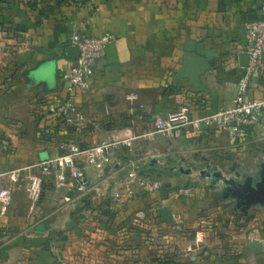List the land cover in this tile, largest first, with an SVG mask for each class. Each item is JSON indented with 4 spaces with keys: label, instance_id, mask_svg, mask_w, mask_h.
<instances>
[{
    "label": "crops",
    "instance_id": "obj_1",
    "mask_svg": "<svg viewBox=\"0 0 264 264\" xmlns=\"http://www.w3.org/2000/svg\"><path fill=\"white\" fill-rule=\"evenodd\" d=\"M9 7L0 11V264H148L153 251L146 233L138 229L143 214L138 205L145 203L153 218H160V208L167 206L173 220L178 219L176 196L171 195L176 183L150 171L148 164L190 150L196 139L225 146L227 141L222 135L216 138L210 126L196 129L185 123L175 138L141 137L131 148L120 146L111 151L119 165L99 171L85 168L94 183H101L84 210L75 209L72 196L68 199L71 194L60 195L52 176L44 175L39 166L61 152L60 144L68 136L63 127L56 131L61 76L75 63L66 49L75 33L112 35L97 59L90 87L74 95L93 123L92 130L80 135L85 144L145 133L156 114L189 121L231 105L225 92L244 72V24L264 17V0H88L78 5L46 0L37 9L24 4ZM190 40L212 49L216 59L200 85L178 76L184 45ZM129 93L138 97L134 111L126 98ZM248 94L264 98V58ZM258 133L263 150L264 130ZM171 144L179 145L176 151ZM222 149L235 152L231 147ZM131 158L141 175L162 181L165 192L161 187L120 208L112 200L119 186L104 176L112 172L109 169L122 175ZM203 160L211 161L209 156ZM191 165L199 167L197 161ZM221 191L211 198L225 200V194L217 196ZM70 219L74 225L67 229ZM42 222L49 227L39 236L35 226ZM230 222L236 225L234 219ZM263 226L242 225L225 250V260L217 262V256L210 254L206 264H264ZM197 238L201 244L199 232L194 242ZM250 239L260 240L261 249L251 250Z\"/></svg>",
    "mask_w": 264,
    "mask_h": 264
},
{
    "label": "built area",
    "instance_id": "obj_2",
    "mask_svg": "<svg viewBox=\"0 0 264 264\" xmlns=\"http://www.w3.org/2000/svg\"><path fill=\"white\" fill-rule=\"evenodd\" d=\"M244 29L247 38L244 52L247 53L248 59L244 72L236 82V96L230 106L218 108L202 118L189 121L187 118L156 114L152 119L150 130L145 133L110 138L84 147L79 145L76 136H80L84 130H92L93 123L85 117L75 102L74 95L90 87L97 59L101 56L105 45L111 42L112 35L73 34L72 45L78 48L79 54L75 63L66 68L61 76L62 86L57 95L56 109L63 115L65 123L75 128L76 134L67 136L62 141L60 153L49 156L39 163L42 173L52 176L57 186H68L69 191L72 192L68 199L72 196L69 200L77 206L78 203L81 205L83 201H88L92 191L98 190V185L101 183L100 181L94 183L85 168L91 167L99 171L104 170L107 165H119L118 161L113 160L111 151L120 146L131 148L141 137L152 138L160 135L175 138L180 135L185 123H191L196 129H201L202 124L210 126L216 138L222 135L227 141V147L234 150L240 144H247L251 139H255V132L264 130V98H251L248 93L251 80L264 58V17L248 20L244 24ZM126 98L130 102V111H134L137 107L134 105L137 95L129 93ZM138 107L143 106L138 105ZM124 166L122 175L113 171L105 176L103 173L100 174V177L104 176V180L105 178L107 181L115 180L118 184L119 187L112 193V200L114 205L120 208L135 201L138 193H155L163 185L159 179L141 175L137 162L132 158L128 159ZM188 191L190 188L182 189L180 193L187 195ZM199 242L200 239L197 238L195 242L197 246Z\"/></svg>",
    "mask_w": 264,
    "mask_h": 264
},
{
    "label": "rangeland",
    "instance_id": "obj_3",
    "mask_svg": "<svg viewBox=\"0 0 264 264\" xmlns=\"http://www.w3.org/2000/svg\"><path fill=\"white\" fill-rule=\"evenodd\" d=\"M258 136L259 133L255 132V139H251L247 144H240L235 152L229 150L223 151L222 148L227 146H225L226 144H222L224 142L219 140V142L215 144L196 139L193 143V147L186 152L184 151V153H177L176 150L179 145L171 144L172 151L176 152H174L171 157H167L166 155L159 157L160 160L155 161V172H163L164 176L167 175L171 177V175L167 174L166 170L169 166L175 165L177 161H180L182 166L187 167L193 164L194 161H197L199 168H202L204 167L203 157L209 156L211 162L216 166L215 168H217V166L221 168L219 171L224 178L228 180L231 179L233 183H243L247 176H255L259 165L264 163V149L260 150L263 141L258 139ZM189 142L192 143V140ZM197 143L199 144L198 146ZM201 144L202 146H200ZM202 147L210 149H197H201ZM149 158H154V156ZM233 161L241 163L238 169L239 175L228 169V166H230ZM109 170L110 172L113 171L112 169ZM178 176L179 175L175 178L171 177V180L173 179V184L176 183V185L172 186L171 195L176 196L173 200L177 201L175 206V209H177V211H175L178 218L176 219L177 221L173 220L168 223L162 222L159 217H152L151 212L146 209L145 203H140L138 205L139 210L143 213L140 216L138 229L145 232L146 236L149 237L146 241L153 251L151 253L152 257H148V261L154 260L153 262L159 264L160 261H158V258L167 261L171 256V260L174 264H187L186 261L189 260L192 262L190 264H206L209 263L208 259H210V254H215L217 256L216 261L223 262V260H225V250H229L227 248L229 245L231 246V244H233V238H235L233 236H237L241 233V230H243L241 229L242 225H244V227H247V224L248 227L264 225L261 221L264 220V206L250 207V218L249 223H247L242 219L241 213H239V207L236 206L232 198L227 196L225 200L222 199L217 201L211 198L212 193L221 190L223 186L221 179L217 183L211 184L207 180L187 183L184 180L185 176L180 175V181L177 179ZM168 178L169 177H164L161 179L168 180ZM68 181L70 182V180ZM178 182L180 186L177 185ZM163 186L164 184L161 186V190L165 192ZM187 188H190L187 195L180 193V190ZM57 191H59L60 195L63 193L65 194V192L67 195L68 192L69 194L72 193L69 191L68 186H59L57 187ZM226 192L227 191H225V193ZM185 213L188 214V217H184L186 216L184 215ZM233 219L236 225L233 224V226H231L230 221H233ZM148 232H150V235L147 234ZM198 232L202 240L201 244L197 246L194 239ZM192 257H197V259H193Z\"/></svg>",
    "mask_w": 264,
    "mask_h": 264
},
{
    "label": "water",
    "instance_id": "obj_4",
    "mask_svg": "<svg viewBox=\"0 0 264 264\" xmlns=\"http://www.w3.org/2000/svg\"><path fill=\"white\" fill-rule=\"evenodd\" d=\"M66 52L67 57L73 60H76L79 54L78 48L74 45L67 47ZM243 55L245 57V62L242 63V65L245 66L247 64L248 55L246 52H243ZM215 64L216 59L212 49H206L202 43L190 40L184 45L183 63L180 67L178 76H188L191 83L200 85L201 77L205 75L206 72L210 71ZM236 89V84H234L232 90H227L225 92V100H233L236 96ZM202 127H204V124L201 125V128ZM236 166L237 162L233 161L231 170H234ZM208 168H210L209 163L205 170ZM219 173L220 171L217 172V174ZM236 174L239 175V172H236ZM221 180L223 185L221 190L228 191L225 193L224 197L226 198L229 196L232 198L236 206L239 207V210L247 212L251 206H264V163L259 165L255 176H247L243 183H233L231 179L228 180L224 178V176H222ZM166 185H168V183H166ZM160 218L162 222L166 223L173 220L171 210L167 206L160 208ZM73 225V219L65 223L67 229H71ZM47 227H49L47 222L38 224L35 226V234L43 236ZM248 245L251 250H259L263 246L262 242L258 239H250Z\"/></svg>",
    "mask_w": 264,
    "mask_h": 264
},
{
    "label": "trees",
    "instance_id": "obj_5",
    "mask_svg": "<svg viewBox=\"0 0 264 264\" xmlns=\"http://www.w3.org/2000/svg\"><path fill=\"white\" fill-rule=\"evenodd\" d=\"M46 0H0V11L2 9H8L10 8L9 6L13 5V4H24L26 6H28L30 9H37V6L39 3L41 2H44ZM55 1L57 4H68V5H78V4H84L86 3L88 0H53ZM137 1V0H136ZM57 120H58V126L56 127V131H59L61 129V127L64 128V131L67 133L68 137H71L72 135H75L76 134V131H75V128L71 125H67L64 121V117L62 114L58 113L57 112ZM88 130H84L82 132L81 135H83L85 132H87ZM76 140L79 141V145L81 147H84V146H88L85 144V142L80 138V136H76ZM150 165V171H156V165H151V164H148ZM148 193H145V192H140L137 194V197L136 198H140L144 195H146ZM89 201H83V203L80 205L78 203V205L75 207V209H78V210H83L87 204H88ZM249 218L250 216H245L244 217V221L245 222H248L249 221ZM149 237L146 236V240H148ZM160 257V256H159ZM171 256L169 258V260L167 259V261H165L164 259H160L158 258V261H160L159 264H174V262L171 260ZM154 260H150V262L148 264H156V262H153ZM187 264H190L192 263L190 260L189 261H186Z\"/></svg>",
    "mask_w": 264,
    "mask_h": 264
},
{
    "label": "flooded vegetation",
    "instance_id": "obj_6",
    "mask_svg": "<svg viewBox=\"0 0 264 264\" xmlns=\"http://www.w3.org/2000/svg\"><path fill=\"white\" fill-rule=\"evenodd\" d=\"M210 164V168L206 169L207 164ZM233 164V162H232ZM232 164L230 166H228V169L231 172H238V169L241 165V163H237V166L235 167L234 170H231ZM216 166H214V164L211 161H204V167L199 168L196 165H190L189 167L187 166H182V163L180 162H176L175 165H171L167 168L166 172L167 174L171 175V177H176L178 176V180L180 181L179 177L180 175L185 176V182L189 183V182H201L202 180H207L210 184L211 183H217L218 181H220V179L222 178L223 175H221L220 173L217 174V172H219V170H221V168H215ZM161 175H164L163 172L160 173ZM227 191V190H225ZM225 191H221L222 193H217L219 197H221V195L225 194ZM228 192V191H227ZM226 192V193H227ZM246 211H239V213H241L242 217H245V215L248 213V211L246 213H244Z\"/></svg>",
    "mask_w": 264,
    "mask_h": 264
}]
</instances>
